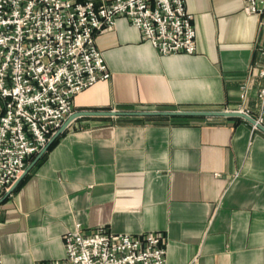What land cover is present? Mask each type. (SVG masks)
<instances>
[{
	"label": "crops",
	"instance_id": "1",
	"mask_svg": "<svg viewBox=\"0 0 264 264\" xmlns=\"http://www.w3.org/2000/svg\"><path fill=\"white\" fill-rule=\"evenodd\" d=\"M186 7L194 54L161 55L125 17L98 33L111 77L78 93L73 113L250 109L257 118L259 17L242 0ZM53 143L0 202V264L61 259L65 233L80 225L160 233L167 264H264V131L246 119L86 115Z\"/></svg>",
	"mask_w": 264,
	"mask_h": 264
},
{
	"label": "built area",
	"instance_id": "2",
	"mask_svg": "<svg viewBox=\"0 0 264 264\" xmlns=\"http://www.w3.org/2000/svg\"><path fill=\"white\" fill-rule=\"evenodd\" d=\"M242 1L264 28V0ZM120 17L161 55L197 51L186 0H0V199L73 113L75 96L111 77L96 36ZM259 54L264 57L263 47ZM258 63L263 80L264 61ZM256 96L262 123L264 84ZM248 97L244 85L241 98ZM64 236V257L42 264H167V247L157 232L124 235L80 225Z\"/></svg>",
	"mask_w": 264,
	"mask_h": 264
},
{
	"label": "water",
	"instance_id": "3",
	"mask_svg": "<svg viewBox=\"0 0 264 264\" xmlns=\"http://www.w3.org/2000/svg\"><path fill=\"white\" fill-rule=\"evenodd\" d=\"M86 115H101V116H113V117H151V116H225V117H242L251 122L255 127L264 131V124L259 122L255 117L246 113L244 110H221V111H183V110H109V111H79L75 112L65 120L60 129L50 139L48 144L43 148L35 159L25 169L23 176H25L34 165L39 162L38 160L42 155L50 148L56 138L64 132L68 125L78 117ZM21 176L15 184L6 192V194L0 199V202L4 201L18 186L23 179Z\"/></svg>",
	"mask_w": 264,
	"mask_h": 264
},
{
	"label": "trees",
	"instance_id": "4",
	"mask_svg": "<svg viewBox=\"0 0 264 264\" xmlns=\"http://www.w3.org/2000/svg\"><path fill=\"white\" fill-rule=\"evenodd\" d=\"M54 145V143L51 145V148H52V146ZM33 158V157H32Z\"/></svg>",
	"mask_w": 264,
	"mask_h": 264
}]
</instances>
